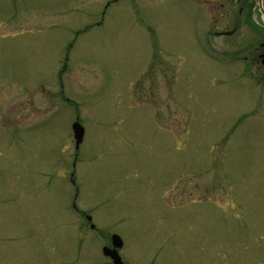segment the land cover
I'll list each match as a JSON object with an SVG mask.
<instances>
[{
	"label": "rangeland",
	"instance_id": "obj_1",
	"mask_svg": "<svg viewBox=\"0 0 264 264\" xmlns=\"http://www.w3.org/2000/svg\"><path fill=\"white\" fill-rule=\"evenodd\" d=\"M179 1L0 0V264H264V101Z\"/></svg>",
	"mask_w": 264,
	"mask_h": 264
},
{
	"label": "flooded vegetation",
	"instance_id": "obj_2",
	"mask_svg": "<svg viewBox=\"0 0 264 264\" xmlns=\"http://www.w3.org/2000/svg\"><path fill=\"white\" fill-rule=\"evenodd\" d=\"M180 4L196 20V31L201 36L199 44L195 43L198 50L203 54H217V58L221 56L220 62L212 60L216 65H241L242 71L238 70V75L243 78L249 103L264 101V0H180ZM210 36L219 39V43L210 41ZM71 206L72 213L77 214L75 203ZM83 216L89 222L88 228L95 230L97 227L90 217L84 213ZM112 234L115 233L110 234L109 244L105 245L109 248H112ZM122 247L123 240L117 253L126 264L121 255Z\"/></svg>",
	"mask_w": 264,
	"mask_h": 264
},
{
	"label": "water",
	"instance_id": "obj_3",
	"mask_svg": "<svg viewBox=\"0 0 264 264\" xmlns=\"http://www.w3.org/2000/svg\"><path fill=\"white\" fill-rule=\"evenodd\" d=\"M72 131H73L72 135H74V139H75V146L77 147L82 139L83 128L77 122H74L72 124ZM113 246L114 247L121 246V240L117 235H113ZM104 254L110 256L114 264H122L119 255H117L115 249L110 250L109 248L108 249L104 248Z\"/></svg>",
	"mask_w": 264,
	"mask_h": 264
}]
</instances>
